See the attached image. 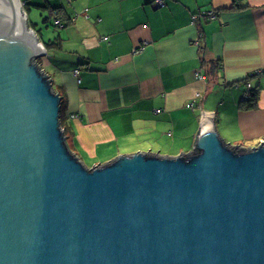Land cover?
I'll return each mask as SVG.
<instances>
[{"label": "water", "instance_id": "obj_1", "mask_svg": "<svg viewBox=\"0 0 264 264\" xmlns=\"http://www.w3.org/2000/svg\"><path fill=\"white\" fill-rule=\"evenodd\" d=\"M19 0H0V264H264V142L87 167Z\"/></svg>", "mask_w": 264, "mask_h": 264}, {"label": "crops", "instance_id": "obj_2", "mask_svg": "<svg viewBox=\"0 0 264 264\" xmlns=\"http://www.w3.org/2000/svg\"><path fill=\"white\" fill-rule=\"evenodd\" d=\"M19 1L87 167L192 152L202 115L229 144L264 140V0ZM251 90L256 106L242 108Z\"/></svg>", "mask_w": 264, "mask_h": 264}, {"label": "trees", "instance_id": "obj_3", "mask_svg": "<svg viewBox=\"0 0 264 264\" xmlns=\"http://www.w3.org/2000/svg\"><path fill=\"white\" fill-rule=\"evenodd\" d=\"M54 44H55V42H51V45H54ZM37 61L39 63V58L37 59ZM55 91L60 96V110H59L60 126L63 128L65 136H67L68 128L65 126V123H64V120H63L64 119V113H65L66 96H65L64 92L61 89H59V90L55 89ZM257 96H258L257 90H255V91L251 90L250 94L248 95V97L247 98H243V100L241 102V107L242 108H246V109L254 108L256 106Z\"/></svg>", "mask_w": 264, "mask_h": 264}, {"label": "built area", "instance_id": "obj_4", "mask_svg": "<svg viewBox=\"0 0 264 264\" xmlns=\"http://www.w3.org/2000/svg\"><path fill=\"white\" fill-rule=\"evenodd\" d=\"M157 3L159 4L160 1L157 0ZM215 16H216V14H214V13H208V16H207V17L210 18V19H213V18H215ZM194 18H196V16H195ZM56 24H59L58 20L56 21ZM76 72H77V71H76ZM248 95H249V92H246V93L244 94V98H247ZM262 142H264V140H263Z\"/></svg>", "mask_w": 264, "mask_h": 264}, {"label": "rangeland", "instance_id": "obj_5", "mask_svg": "<svg viewBox=\"0 0 264 264\" xmlns=\"http://www.w3.org/2000/svg\"><path fill=\"white\" fill-rule=\"evenodd\" d=\"M150 152V151H149ZM154 153V152H153ZM161 155H163V154H161Z\"/></svg>", "mask_w": 264, "mask_h": 264}, {"label": "clouds", "instance_id": "obj_6", "mask_svg": "<svg viewBox=\"0 0 264 264\" xmlns=\"http://www.w3.org/2000/svg\"><path fill=\"white\" fill-rule=\"evenodd\" d=\"M261 143V142H260Z\"/></svg>", "mask_w": 264, "mask_h": 264}]
</instances>
